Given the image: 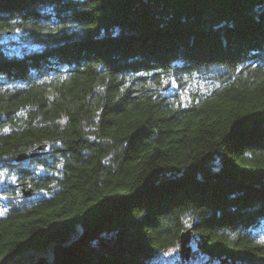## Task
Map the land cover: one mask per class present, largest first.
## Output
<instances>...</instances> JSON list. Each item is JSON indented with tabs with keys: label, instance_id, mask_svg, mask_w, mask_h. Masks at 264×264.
<instances>
[{
	"label": "trees",
	"instance_id": "1",
	"mask_svg": "<svg viewBox=\"0 0 264 264\" xmlns=\"http://www.w3.org/2000/svg\"><path fill=\"white\" fill-rule=\"evenodd\" d=\"M2 171L0 259L264 264V0H0Z\"/></svg>",
	"mask_w": 264,
	"mask_h": 264
},
{
	"label": "rangeland",
	"instance_id": "2",
	"mask_svg": "<svg viewBox=\"0 0 264 264\" xmlns=\"http://www.w3.org/2000/svg\"><path fill=\"white\" fill-rule=\"evenodd\" d=\"M165 89L166 92L172 91V85L168 84V86ZM6 182H10L11 184L15 183L16 182L15 175L7 174L6 171H2L0 172V215L3 214L7 209V200H8L7 194L1 192L2 188H4L3 186L6 185ZM258 233H259V237H264V227H259ZM191 247L193 251V248H195V244L192 240H191ZM178 248L179 246H175L167 249L165 252L161 253L156 259H154V262L158 264H208L207 262L204 261V258L200 256L192 257L191 259L192 256L191 255L188 260H184L179 256ZM50 256L51 255L48 249L28 250L13 256H8V255L3 256L0 259V264H24L38 257L50 258Z\"/></svg>",
	"mask_w": 264,
	"mask_h": 264
},
{
	"label": "water",
	"instance_id": "3",
	"mask_svg": "<svg viewBox=\"0 0 264 264\" xmlns=\"http://www.w3.org/2000/svg\"><path fill=\"white\" fill-rule=\"evenodd\" d=\"M168 86V83L164 85V87H167ZM43 148V145H40L37 147L36 150L32 151V152H22V153H19L17 156H16V159H24L26 157H32L34 155H37L40 153V149ZM34 190L30 187L28 188H22V193L24 195H28V194H31L33 193ZM191 228H186L184 230H182L179 234V248H178V253H179V256L181 258H183L184 260H188L191 256V252H192V247H191Z\"/></svg>",
	"mask_w": 264,
	"mask_h": 264
}]
</instances>
